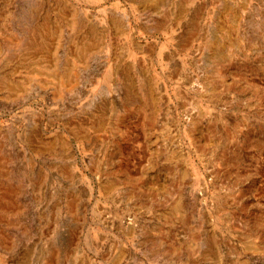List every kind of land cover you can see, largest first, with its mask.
Here are the masks:
<instances>
[{"label":"rangeland","instance_id":"1","mask_svg":"<svg viewBox=\"0 0 264 264\" xmlns=\"http://www.w3.org/2000/svg\"><path fill=\"white\" fill-rule=\"evenodd\" d=\"M0 264H264V0H0Z\"/></svg>","mask_w":264,"mask_h":264},{"label":"bare ground","instance_id":"2","mask_svg":"<svg viewBox=\"0 0 264 264\" xmlns=\"http://www.w3.org/2000/svg\"><path fill=\"white\" fill-rule=\"evenodd\" d=\"M53 32H54V31H53ZM52 34H53V33H52ZM45 35H46V34H45ZM46 40H48V39H46ZM43 43H44V42H43ZM56 43H57V42H56ZM44 46H45L44 44H40V43H38L36 46H34V47H36L35 52H33V54H34L35 57L43 54V52L47 49V48H45ZM47 50H48V49H47ZM31 58H32V57H31Z\"/></svg>","mask_w":264,"mask_h":264}]
</instances>
